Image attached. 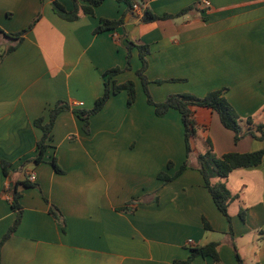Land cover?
I'll use <instances>...</instances> for the list:
<instances>
[{
	"label": "crops",
	"instance_id": "obj_1",
	"mask_svg": "<svg viewBox=\"0 0 264 264\" xmlns=\"http://www.w3.org/2000/svg\"><path fill=\"white\" fill-rule=\"evenodd\" d=\"M59 1L74 7L73 0ZM202 1L148 0L153 13L176 16L142 22L128 11L124 25L97 33L103 18L126 12L124 2L104 0L94 15L67 20L51 0H0L6 32H20L40 14L20 41L0 32V53L16 46L0 58V241L18 213L8 186L36 174L32 186H18L22 218L1 246V264H174L189 258L191 246L212 241L219 242L220 262L197 256L193 264H240L238 256L242 264H264V157L257 166L213 179L237 195L229 205L231 223L195 167L170 182L159 179V172L174 174L186 159L184 125L179 111L157 116L147 102L136 47L131 68L115 76L118 83L135 81V102L128 105L125 90L113 94L91 116L89 132L72 109L62 111L44 161H33L42 137L35 120L47 118L59 101L92 108L104 92V73L125 67L128 40L149 45L145 74L155 101L226 88L244 120L262 122L264 0ZM192 108L198 127L192 163L208 138L217 155L264 150V137L248 134L235 143L215 110ZM54 156L62 172L51 164ZM3 160L10 163L8 174Z\"/></svg>",
	"mask_w": 264,
	"mask_h": 264
},
{
	"label": "trees",
	"instance_id": "obj_2",
	"mask_svg": "<svg viewBox=\"0 0 264 264\" xmlns=\"http://www.w3.org/2000/svg\"><path fill=\"white\" fill-rule=\"evenodd\" d=\"M54 11L64 19L67 20H76L80 17L81 14H91L94 15L95 8L103 3L104 0H73L74 7L72 9H67L66 6L59 0H51ZM118 2H124L127 5L126 12L118 19H108L103 18L99 25L96 27L95 32H101L108 29H114L120 25L125 24V17L128 11L137 13L140 16L142 22H152L157 19H166L173 18L176 15L173 14H164L158 15L152 12L148 6V0H117ZM141 7V11L138 12L135 9V5ZM192 7H188L183 10L187 12ZM40 14L35 18V23L38 21ZM31 24V29L35 25ZM30 29V30H31ZM29 31V29H23L17 33H9L4 31L0 27V32L5 35L12 37L17 40H22L24 35ZM128 49L127 53V63L124 68L119 66L113 67L107 70L104 73L106 77L104 92L99 96L93 107L90 109H79L72 108L71 105L66 101H59L55 107L49 110L48 117L45 116L37 118L35 124L41 128L42 137L38 141L37 145V154L33 161L37 164L41 163L45 159V154L48 148L51 146L50 141L52 139V130L54 123L57 119V116L64 110L72 109L75 115L83 121V127L86 132L90 130V119L91 116L98 113L110 99L113 94H118L121 91L125 90L128 95V105L131 106L137 97V87L136 83L133 80H127L123 83H118L115 79V76L125 70L131 68V49L136 47L139 51V57L142 62V66L137 70L136 74L141 79L143 90L146 94L147 102L154 106V110L157 116H164L169 110L175 109L181 114L182 122L184 125V134H185V144H186V159L181 164L179 169L174 174H169L166 171H161L158 173V178L161 179L164 183L174 180L177 176L183 173L188 167H195L198 169L204 179L205 186L211 193L213 200L219 210L227 217L231 223V215L229 213L230 203L237 197V195L232 194L228 189L227 185L223 181L213 182L214 178L225 179L229 174L237 168L242 167H252L259 165L264 157V150L248 151V152H237L230 151L222 155H217L214 151L212 141L207 139V149L205 152H200L196 156V163L190 161V157L193 152L192 140L198 135V127L196 120L194 118L193 106H206L215 110L221 119L223 125L234 131V141L238 143L244 136L252 135L255 138L261 139L264 137V120L260 123H255L253 117H248L245 120L237 113L231 103L228 101L225 93L226 88L212 90L203 97H199L193 93H173L168 95L162 101H155L150 88H149V79L145 74V71L148 67L147 55L150 53L149 45L147 44H137L132 40H128L126 45ZM16 48L15 45L11 46L7 52H1L0 58L2 59L9 51H12ZM176 80V79H172ZM165 80H157L156 82L162 83ZM264 114V113H263ZM51 164L55 167L58 172L63 170L59 167L57 163V158L54 156L51 160ZM3 171L5 174H8L10 163L3 160ZM169 168L172 166L170 162ZM34 181L29 180L28 174L25 179L21 181H16L12 186L9 185L8 189L13 191V206L17 209V217L9 229V231L3 236L0 241V249L2 244L7 240L17 229L21 222L22 218V207L19 204V198L21 196L18 186L21 184L25 187L32 186ZM135 203V202H131ZM123 210H129L128 207H123ZM51 213H53L57 218L59 212L56 208H52ZM241 217L244 218V211L240 213ZM204 224L207 229H212V226L209 222L204 219ZM219 242L212 241L210 243L200 245V246H191V253L189 258L186 260H175L174 264H193V260L197 256L207 257L210 256L215 262H220V255L218 250ZM240 264H242V259L238 256ZM1 264V260H0Z\"/></svg>",
	"mask_w": 264,
	"mask_h": 264
},
{
	"label": "built area",
	"instance_id": "obj_3",
	"mask_svg": "<svg viewBox=\"0 0 264 264\" xmlns=\"http://www.w3.org/2000/svg\"><path fill=\"white\" fill-rule=\"evenodd\" d=\"M202 4H204L205 6H210V1L209 0H203L202 1ZM135 7V9L138 11V12H140L141 11V7L139 6V5H135L134 6ZM28 178H29V180H31V181H34L35 179H36V174H35V172H29L28 173ZM189 242H191V240L189 241Z\"/></svg>",
	"mask_w": 264,
	"mask_h": 264
},
{
	"label": "rangeland",
	"instance_id": "obj_4",
	"mask_svg": "<svg viewBox=\"0 0 264 264\" xmlns=\"http://www.w3.org/2000/svg\"><path fill=\"white\" fill-rule=\"evenodd\" d=\"M33 23H35V19H33L32 21H31V23L25 28V29H31V24H33ZM144 91V90H143ZM151 91V90H150ZM151 94H152V96H153V93L151 92ZM146 95V94H145ZM154 97V96H153ZM147 99V98H146Z\"/></svg>",
	"mask_w": 264,
	"mask_h": 264
}]
</instances>
